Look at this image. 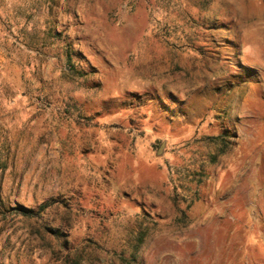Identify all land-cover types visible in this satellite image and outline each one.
<instances>
[{
    "label": "rangeland",
    "instance_id": "374dc122",
    "mask_svg": "<svg viewBox=\"0 0 264 264\" xmlns=\"http://www.w3.org/2000/svg\"><path fill=\"white\" fill-rule=\"evenodd\" d=\"M0 264H264V0H0Z\"/></svg>",
    "mask_w": 264,
    "mask_h": 264
},
{
    "label": "trees",
    "instance_id": "16d2710c",
    "mask_svg": "<svg viewBox=\"0 0 264 264\" xmlns=\"http://www.w3.org/2000/svg\"><path fill=\"white\" fill-rule=\"evenodd\" d=\"M21 209V211H24V212H29V211H27L26 209H24V208H20Z\"/></svg>",
    "mask_w": 264,
    "mask_h": 264
}]
</instances>
